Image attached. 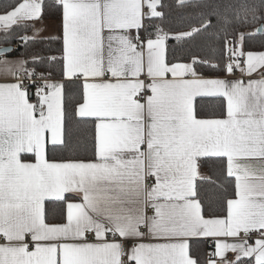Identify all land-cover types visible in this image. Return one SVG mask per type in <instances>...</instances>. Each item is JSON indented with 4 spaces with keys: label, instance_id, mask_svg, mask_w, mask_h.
Segmentation results:
<instances>
[{
    "label": "snow or ice",
    "instance_id": "obj_1",
    "mask_svg": "<svg viewBox=\"0 0 264 264\" xmlns=\"http://www.w3.org/2000/svg\"><path fill=\"white\" fill-rule=\"evenodd\" d=\"M165 7H0V55L60 43L0 61V264H264V0L174 33ZM202 33L206 55L169 46Z\"/></svg>",
    "mask_w": 264,
    "mask_h": 264
},
{
    "label": "trees",
    "instance_id": "obj_2",
    "mask_svg": "<svg viewBox=\"0 0 264 264\" xmlns=\"http://www.w3.org/2000/svg\"><path fill=\"white\" fill-rule=\"evenodd\" d=\"M9 0H0V7L7 4ZM49 4L54 3V0H47ZM241 0H191L188 6L181 8L178 7V0H161V3L165 5L164 8L165 17L163 20L157 19L156 23L163 28L165 31H171L172 33L177 31H186L188 30L187 25L189 23H194L195 19L198 18L201 14H207L209 12L213 13L212 21L216 23V15L215 13H231L234 7L239 4ZM250 2L259 4L260 0H250ZM264 10V9H262ZM45 20H56L59 21L60 17L59 14L55 11H50L48 15L45 16ZM256 26L250 27L245 29L246 32H253ZM262 38H264V33L258 35L255 40L250 41L252 44L258 45ZM213 44V39L211 33H202L201 35L195 37V39L191 40L187 45L183 47L179 45L176 41L170 40L169 46L170 48L173 45H176L177 48V55L184 56L189 51L196 52L200 55H206L209 51V48ZM7 45L0 41V46ZM11 45H17L13 42ZM60 47V43L55 39L48 40L46 39L44 43L35 46L34 48H29L25 50L17 45L14 51L11 53L12 55H18L23 58L29 56L31 52L37 51L41 52L42 54H49V55H59L56 49ZM211 75V73H208ZM77 135L80 137L83 136H90L88 132L87 126H80L76 129ZM216 165L212 162H209L203 169L202 172L209 176L210 179L214 180Z\"/></svg>",
    "mask_w": 264,
    "mask_h": 264
},
{
    "label": "crops",
    "instance_id": "obj_3",
    "mask_svg": "<svg viewBox=\"0 0 264 264\" xmlns=\"http://www.w3.org/2000/svg\"><path fill=\"white\" fill-rule=\"evenodd\" d=\"M43 25L46 26L47 28V32L44 34L45 37H56L59 33H60V20L56 21V20H45L43 21ZM28 35H31V33H28ZM13 48L15 49L17 47V45H12ZM23 57L18 56V55H6V56H2L0 55V61L3 60H8V61H16L18 59H22ZM4 70V66L2 63H0V82H3V80L5 79L4 75L2 74ZM237 77L240 76V73L238 72V74L236 75ZM9 79H11V77H8Z\"/></svg>",
    "mask_w": 264,
    "mask_h": 264
},
{
    "label": "water",
    "instance_id": "obj_4",
    "mask_svg": "<svg viewBox=\"0 0 264 264\" xmlns=\"http://www.w3.org/2000/svg\"><path fill=\"white\" fill-rule=\"evenodd\" d=\"M3 47H8V45H3V46H0V48H3ZM11 47L13 48V46L11 45Z\"/></svg>",
    "mask_w": 264,
    "mask_h": 264
},
{
    "label": "built area",
    "instance_id": "obj_5",
    "mask_svg": "<svg viewBox=\"0 0 264 264\" xmlns=\"http://www.w3.org/2000/svg\"><path fill=\"white\" fill-rule=\"evenodd\" d=\"M254 31H255V29H254ZM254 31H253V32H254ZM237 74H238V72L236 73V75H237Z\"/></svg>",
    "mask_w": 264,
    "mask_h": 264
}]
</instances>
